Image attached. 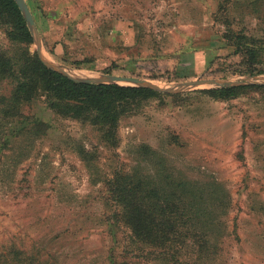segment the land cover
Returning <instances> with one entry per match:
<instances>
[{
	"label": "rangeland",
	"instance_id": "obj_1",
	"mask_svg": "<svg viewBox=\"0 0 264 264\" xmlns=\"http://www.w3.org/2000/svg\"><path fill=\"white\" fill-rule=\"evenodd\" d=\"M24 3L32 44L0 23V253L10 264H264V0ZM26 55L177 92L130 107L114 146L37 89ZM203 81L213 83L189 86ZM118 180L150 188L166 232L176 229L166 206L180 207L193 245L150 254L115 204Z\"/></svg>",
	"mask_w": 264,
	"mask_h": 264
},
{
	"label": "trees",
	"instance_id": "obj_2",
	"mask_svg": "<svg viewBox=\"0 0 264 264\" xmlns=\"http://www.w3.org/2000/svg\"><path fill=\"white\" fill-rule=\"evenodd\" d=\"M0 23L9 25L12 28L11 36H17L28 44L33 43L31 31L15 0H0ZM26 69L27 71L31 69L36 76L37 89L51 94L54 99L63 102L68 107H72V114L75 118L89 121L101 133L103 141L106 140L114 146H117L118 142L119 123L126 116L128 109L158 95L152 89L144 87L76 82L45 66L38 56L33 58L26 55ZM262 73L264 71L258 74ZM249 75H255V73L249 72ZM29 83L30 80L26 76L22 86L25 87L27 93L28 88L26 87L29 86ZM248 88L254 87L221 88L208 90L207 93L227 99ZM139 185L132 182L125 184V182L118 180V183L114 184L110 190L115 198V204L118 208H121L119 212L123 213V219L127 222L132 236L143 244H152L150 247L153 250L149 253L159 255L158 250H160L166 256L164 259L168 256L174 257V254L181 250L180 247H187L186 244L189 242L193 245V241L190 240L192 238L188 234H184L180 226V221L185 217L184 214L175 210L180 209V207H172L171 204L166 206L170 225L176 227V229L167 232L162 230L157 225L160 224L162 214L166 209L161 208L159 203H151L150 196L153 192L149 191L150 188H143ZM198 230H201L200 227ZM199 238L201 237L199 236ZM195 245L202 252L207 247L202 240L195 241ZM172 249H175V251H171ZM10 259H13L11 253H0V264L3 261L5 264H10ZM27 260L30 259L27 258Z\"/></svg>",
	"mask_w": 264,
	"mask_h": 264
},
{
	"label": "water",
	"instance_id": "obj_3",
	"mask_svg": "<svg viewBox=\"0 0 264 264\" xmlns=\"http://www.w3.org/2000/svg\"><path fill=\"white\" fill-rule=\"evenodd\" d=\"M20 8V10L22 11V14L24 16V18L26 19V21L28 22V24L31 27V32L33 31L34 34L36 35V28H35V24L33 22V19L30 15V12L26 6V4L24 3V0H15ZM37 43H38V36H37ZM38 52L41 53V49L38 48ZM43 63L45 64V62L43 61ZM48 68H50L53 71H56L58 73L63 74L64 76L76 81V82H80V83H86V84H97V85H119V83H130L133 84V87H144V88H149L152 89L154 91L157 92H167V93H176L177 91L169 89V90H165L160 88L159 86L152 84L150 82L147 81H143V80H139V79H133V78H118L115 76H100V77H93V78H87V77H78L75 76L67 71H65L63 68L61 67H56L55 65L51 64H45ZM213 83L211 81H203V82H197L194 84H189L190 87H194L196 85L199 84H210Z\"/></svg>",
	"mask_w": 264,
	"mask_h": 264
}]
</instances>
